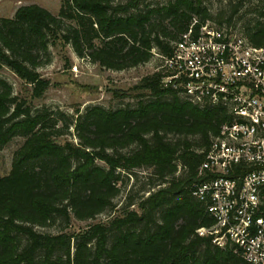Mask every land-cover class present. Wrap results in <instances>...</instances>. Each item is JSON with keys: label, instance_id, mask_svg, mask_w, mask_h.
I'll return each mask as SVG.
<instances>
[{"label": "trees", "instance_id": "obj_1", "mask_svg": "<svg viewBox=\"0 0 264 264\" xmlns=\"http://www.w3.org/2000/svg\"><path fill=\"white\" fill-rule=\"evenodd\" d=\"M139 1L62 0L57 14L20 5L0 16V70L10 69L39 98L52 83L37 69L58 43L101 67L125 69L149 61L154 49L171 56L194 19L196 27L232 26L243 2L230 1L212 18L201 0L146 9ZM258 14L240 33L253 46L264 44V4ZM163 69L131 87L134 106L94 104L76 116L34 108L0 76V148L23 138L0 176V264H252L197 232L214 222L192 190L225 110L190 102L178 82L164 81ZM71 127L76 140L66 137ZM141 167L149 169L148 193L116 207L123 172ZM107 209L106 218L72 228ZM56 222L64 224L56 232L37 229Z\"/></svg>", "mask_w": 264, "mask_h": 264}, {"label": "built area", "instance_id": "obj_2", "mask_svg": "<svg viewBox=\"0 0 264 264\" xmlns=\"http://www.w3.org/2000/svg\"><path fill=\"white\" fill-rule=\"evenodd\" d=\"M194 19L165 57V82L225 117L199 166L192 194L213 217L197 229L252 264H264V44Z\"/></svg>", "mask_w": 264, "mask_h": 264}, {"label": "rangeland", "instance_id": "obj_3", "mask_svg": "<svg viewBox=\"0 0 264 264\" xmlns=\"http://www.w3.org/2000/svg\"><path fill=\"white\" fill-rule=\"evenodd\" d=\"M124 1V0H120ZM170 0H140L138 8L146 9L150 6L162 5ZM208 9L212 18H217L219 12L226 10L230 1L237 0H201ZM62 0H0V16H12L15 10L24 4L36 3L57 14ZM262 0H243L239 11L233 16L232 26H226L232 31L241 33L245 22H254L257 18L262 19L258 10L263 6ZM131 11H136L132 8ZM227 13V12H226ZM225 27V25H224ZM52 57L49 63L38 67V71L51 80V86L39 98H30L31 87L17 77L10 69L3 67L0 76L7 79L13 86V91L19 96L31 100L33 107L49 106L52 109H60L65 113L77 115L85 111L88 106L99 104L106 108H118L126 105L134 106L137 101V93L131 87L141 79L164 68L165 61L161 58L157 49L154 56L147 62L125 69H112L101 67L86 58L78 56L70 44H57L51 48ZM115 89L120 92L126 91L127 95L121 97L116 95ZM144 99L149 95L143 96ZM67 138L76 140L75 130L70 128ZM62 140V139H61ZM23 138L14 137L6 146L0 148V176L9 172L15 151L21 145ZM149 169L145 167L136 168L133 172H123L121 190L113 202L118 206L123 204L129 197L134 202L141 195H146L150 188ZM113 210L107 209L96 216L95 219L75 220L72 228L78 229L86 223L104 219ZM64 224L56 222L48 226H37L41 231L56 232Z\"/></svg>", "mask_w": 264, "mask_h": 264}]
</instances>
